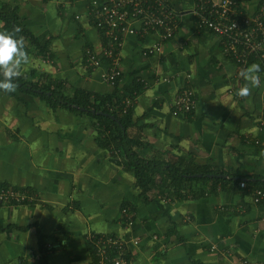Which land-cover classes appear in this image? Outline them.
I'll return each mask as SVG.
<instances>
[{"label":"crops","instance_id":"crops-1","mask_svg":"<svg viewBox=\"0 0 264 264\" xmlns=\"http://www.w3.org/2000/svg\"><path fill=\"white\" fill-rule=\"evenodd\" d=\"M169 2L179 17L165 54L144 57L152 37H126L119 51L122 79L112 87L102 78L110 65L103 54L108 39L94 25L92 0H0L30 35L23 37L29 63L20 77L51 88L47 98L42 90L0 92V192L27 198L0 201V264H39L38 232L50 249L48 264H95L94 235L139 239L129 249L135 264H264V197L255 201L264 192L262 63L252 58L239 66L227 58L217 36L198 30L191 13L196 0ZM239 2L252 14L259 0ZM87 50L101 66L88 64ZM252 64L259 65L260 86L237 96L246 83L240 73ZM183 90L194 94L191 114L173 108ZM55 91L67 102L89 93L96 104L97 96L118 91L122 99L107 108L121 115L116 106L134 94L129 111L136 125L128 133L141 143V157L200 171L186 176L193 180L181 198L156 188L151 197L162 208L145 203L125 157L99 144L104 127L94 116L101 112L51 101ZM124 208L135 213L132 228L122 222ZM171 229L177 237H167Z\"/></svg>","mask_w":264,"mask_h":264},{"label":"built area","instance_id":"built-area-1","mask_svg":"<svg viewBox=\"0 0 264 264\" xmlns=\"http://www.w3.org/2000/svg\"><path fill=\"white\" fill-rule=\"evenodd\" d=\"M90 14L94 25L108 39L103 54L110 61L109 70L103 74V80L112 87H117L122 79L119 51L128 36L152 37V43L143 51L142 56H162L165 45L177 32L179 14L169 0H92ZM191 13L197 19L198 30H208L221 41L223 53L239 66H247L252 58L262 63L264 71V0H259L256 11L247 14L240 7L239 0H196ZM87 62L92 67L101 66L102 62L92 50H87ZM135 97H130L116 110L123 115L132 107ZM121 106H124L121 108ZM121 108V109H120ZM173 108L182 114H191L195 109L194 94L191 90L181 91L175 98ZM260 129L264 130V113L260 119ZM246 187L245 182L240 184ZM256 202L264 197L258 191ZM27 198L14 191H1L0 201H24ZM122 222L127 228L134 225L135 213L129 208L121 211ZM94 243L97 261L95 264H135L130 248L139 245V239L125 240L118 237L90 236ZM154 240H159L157 235ZM216 250V246H212ZM242 264H248L243 262Z\"/></svg>","mask_w":264,"mask_h":264},{"label":"trees","instance_id":"trees-1","mask_svg":"<svg viewBox=\"0 0 264 264\" xmlns=\"http://www.w3.org/2000/svg\"><path fill=\"white\" fill-rule=\"evenodd\" d=\"M14 11L7 7L0 8V20L3 22V27L0 28V31L12 32L15 28L18 27L20 31L18 33H15V35L19 38H22L23 41L24 36L30 37V35L26 31L21 29L18 24V17ZM32 42L36 43L40 53L45 54L47 52V47L41 46L37 39H32ZM15 83L17 85L16 87L21 91H45V97L47 95V92L51 91V88L49 86L45 87L39 86L38 84H33L32 82H30V80L28 81L25 76L17 77ZM132 93L133 91L129 94ZM132 95H130V97H132ZM92 96V94L80 92L77 97H75L76 100H68L67 102V99H65L63 95L61 96L60 93L56 94L55 91L50 97V100L58 101L63 99L62 104L66 107H68V105L70 104L76 103L81 108H84L89 114H91L92 110L101 113H111L113 116H115L116 119H112L104 115L94 116L95 118L103 122L102 126L104 127V130H99V144L106 149L114 146V148L117 149L122 154V156L125 157L123 163L125 164L126 170L130 171L136 179L137 186L141 190L140 197L142 198V201L149 204L155 203L157 206H160V202L156 200V198L153 199L151 197L153 189L156 188L159 189V192L161 193H164L165 189L173 190L175 195L181 198V191L186 187V184L189 181L193 180L187 178L186 176L195 174L200 170L181 169V164L178 163L173 164L157 159L154 161H147L142 158L139 151L136 150L137 145L139 149L141 148V143L138 140L131 138L128 133V130L136 125V122H134L133 120L132 112L128 111L127 114L121 115L117 112H110V110H108L107 108V104H112L113 101H118L119 103L122 99V97H120V94L118 95V91H116L114 95H110L106 98L97 96L95 99L96 101L97 99H99V103L97 102V104L92 100ZM158 177L160 178V180H157ZM221 181L222 180H220L219 182ZM228 183L227 181H225L223 184L226 185ZM239 183L240 181L237 183V185ZM161 208L162 206H160V209ZM168 234L169 235H167V237H177L176 229H171ZM38 237V249L40 254L39 264H48L50 249L46 243L45 237L41 234V232H38ZM64 237L66 238L67 236H63V238ZM96 241L97 239L89 241V246L94 257H96V249L94 245ZM95 261H97V259Z\"/></svg>","mask_w":264,"mask_h":264},{"label":"clouds","instance_id":"clouds-1","mask_svg":"<svg viewBox=\"0 0 264 264\" xmlns=\"http://www.w3.org/2000/svg\"><path fill=\"white\" fill-rule=\"evenodd\" d=\"M19 31L18 27L12 32L0 31V92L3 93H13L16 90V78L21 75L23 66L29 63L22 38L15 35ZM259 71V65L252 64L240 73L246 83L237 89V96L246 97L251 88L260 86L257 75Z\"/></svg>","mask_w":264,"mask_h":264},{"label":"water","instance_id":"water-1","mask_svg":"<svg viewBox=\"0 0 264 264\" xmlns=\"http://www.w3.org/2000/svg\"><path fill=\"white\" fill-rule=\"evenodd\" d=\"M93 113H94V111H93ZM102 115H104V116H106V117H110V118H112V119H116L115 118V116H112V115H110V114H105V113H101ZM200 177V176H199ZM210 177H213V176H209V178Z\"/></svg>","mask_w":264,"mask_h":264}]
</instances>
